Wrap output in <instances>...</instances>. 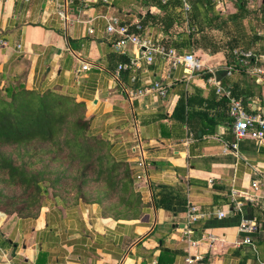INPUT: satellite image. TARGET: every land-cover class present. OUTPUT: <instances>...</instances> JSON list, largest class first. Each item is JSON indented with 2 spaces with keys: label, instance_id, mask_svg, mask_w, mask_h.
I'll list each match as a JSON object with an SVG mask.
<instances>
[{
  "label": "crops",
  "instance_id": "1",
  "mask_svg": "<svg viewBox=\"0 0 264 264\" xmlns=\"http://www.w3.org/2000/svg\"><path fill=\"white\" fill-rule=\"evenodd\" d=\"M219 1V11L235 10L232 2ZM147 10L158 12L138 0H0V89L20 81L84 103L90 132L128 163L139 196L135 214L121 218L83 202L50 203L36 218L0 211V264H186L187 257H197L195 264H264V138L258 143L247 136L237 152L223 150L233 142L231 119L210 81L230 87L248 113L264 115V85L250 74L252 67H264V41L255 46L257 62L239 61L230 74L222 53L193 51L212 72L185 78L181 65L169 70L157 54L145 64L135 46L117 49L118 36L106 32L107 17L133 24ZM144 35L162 44L160 31L146 28ZM118 55L138 59L135 86L159 82L166 95L128 100L122 89L131 86V73L113 74ZM85 63L89 68L81 70ZM183 96L190 100L187 122L174 116ZM137 141L147 165L141 180L134 177ZM231 191L244 203L240 212ZM190 204L205 216L187 225ZM252 220V243H243L238 226Z\"/></svg>",
  "mask_w": 264,
  "mask_h": 264
},
{
  "label": "trees",
  "instance_id": "2",
  "mask_svg": "<svg viewBox=\"0 0 264 264\" xmlns=\"http://www.w3.org/2000/svg\"><path fill=\"white\" fill-rule=\"evenodd\" d=\"M138 1L158 12L139 15L129 32L156 29L164 36L162 45L177 54L222 53L232 68L242 60L234 50L260 54L255 46L264 41V2L235 0V10L223 13L214 0H186L187 10L182 0ZM127 61L123 55L115 59L117 65ZM186 105L190 100L183 96L174 113L182 122H187ZM89 126L84 103L70 95L29 89L20 81L1 88L0 211L10 218H36L50 203L83 202L101 205L115 218L135 214L139 196L130 166Z\"/></svg>",
  "mask_w": 264,
  "mask_h": 264
},
{
  "label": "built area",
  "instance_id": "3",
  "mask_svg": "<svg viewBox=\"0 0 264 264\" xmlns=\"http://www.w3.org/2000/svg\"><path fill=\"white\" fill-rule=\"evenodd\" d=\"M107 2V0H104ZM183 1L184 10L188 9V4L186 0ZM217 4L220 3L219 0H214ZM220 5V4H219ZM58 15L62 20H65V13L62 10L58 11ZM107 26L106 32L108 34H116L118 39L113 43L117 49L125 47L127 44L135 46L138 50V59H142L145 64H151L153 56L155 54L159 55L163 60L168 64V69H174L178 65H181L184 70L185 78L192 77L197 73L212 72V69L205 68L201 64L199 58L194 54L193 51H187L183 54H177L174 49L166 48L159 42L153 40L146 35H137L129 32V24L122 22V20L117 16H109L106 18ZM136 29H140L138 24L135 25ZM89 33H92L91 29H88ZM233 53L237 56L242 57L243 64H247L246 60L249 61L250 58H254V62H257L261 56L254 55L250 51H243L241 49H236ZM138 59L129 60L124 63H119L113 71V74L116 78H119L122 71H128L131 73L130 76V87H123L122 91L128 100H133L137 97H142L148 94H156L158 96L164 97L166 95V86L161 85L159 82H153L146 85L135 86L136 85V76L134 75L136 67L138 66ZM89 68L88 63L82 64L81 70H86ZM234 68L228 66L226 68L227 74H230ZM250 74L255 77L256 82L264 85V67L254 66L250 69ZM215 88L216 95L220 96L226 101L227 104V114L231 119V132L233 135V142L228 146L224 147V151H227L228 148H231L234 152H237V142L244 137H251L258 143L261 142L264 138V115L258 113H248L244 106L243 102L239 97H236L232 94L230 87L222 85L220 81H214L210 79ZM137 141L135 146L136 149L141 151V157L137 161V172H135V179L141 180L146 178V163L143 158L142 149ZM251 187L256 189L257 183L253 181ZM230 200L233 204V209L235 212H240L242 206L244 205L243 201L237 199V193L235 191L230 192ZM218 218L223 216L222 212H218ZM205 214L196 209L194 205H189L186 212V224L190 225L195 222L197 219L204 217ZM256 222L255 221H242L238 226V231L245 234L243 238V243L251 244L250 234L256 231ZM186 232H189L188 227L185 229ZM210 241L214 238L212 236L208 237ZM198 258L187 257L185 259L186 264H195Z\"/></svg>",
  "mask_w": 264,
  "mask_h": 264
},
{
  "label": "rangeland",
  "instance_id": "4",
  "mask_svg": "<svg viewBox=\"0 0 264 264\" xmlns=\"http://www.w3.org/2000/svg\"><path fill=\"white\" fill-rule=\"evenodd\" d=\"M229 2H232V3H234L235 2V0H228ZM253 4V3H252Z\"/></svg>",
  "mask_w": 264,
  "mask_h": 264
}]
</instances>
